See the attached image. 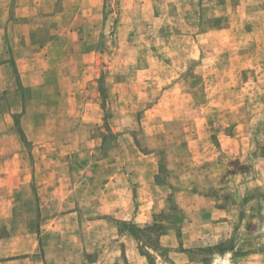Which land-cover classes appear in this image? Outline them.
Returning a JSON list of instances; mask_svg holds the SVG:
<instances>
[{
  "label": "rangeland",
  "instance_id": "1",
  "mask_svg": "<svg viewBox=\"0 0 264 264\" xmlns=\"http://www.w3.org/2000/svg\"><path fill=\"white\" fill-rule=\"evenodd\" d=\"M131 251L264 264V0H0V264Z\"/></svg>",
  "mask_w": 264,
  "mask_h": 264
},
{
  "label": "crops",
  "instance_id": "2",
  "mask_svg": "<svg viewBox=\"0 0 264 264\" xmlns=\"http://www.w3.org/2000/svg\"><path fill=\"white\" fill-rule=\"evenodd\" d=\"M138 220V219H137ZM183 248V247H182ZM169 251L171 252V257L173 258L174 256V260H175V262H177L176 261V259L177 258H181V256H182V253H184V252H182L183 250H179L178 252H174V250H170L169 249ZM127 256V261L128 262H132V264H134L135 263V260H137V256L134 254V252L133 251H131V253H128V255H126ZM139 258V257H138ZM132 260V261H131ZM184 262H188L187 260H185V257L183 258V261H182V263H184Z\"/></svg>",
  "mask_w": 264,
  "mask_h": 264
},
{
  "label": "trees",
  "instance_id": "3",
  "mask_svg": "<svg viewBox=\"0 0 264 264\" xmlns=\"http://www.w3.org/2000/svg\"><path fill=\"white\" fill-rule=\"evenodd\" d=\"M107 126V125H106ZM134 227V226H133ZM155 227V225L153 224V225H147V226H145V227H143V228H140V227H134L135 229H136V231L137 232H148V231H150L152 228H154ZM132 234H133V236L137 239L138 238V236H135L134 235V231L132 232ZM146 254V256H147V258H148V262H150L151 261V259H152V255L150 254V253H145Z\"/></svg>",
  "mask_w": 264,
  "mask_h": 264
}]
</instances>
